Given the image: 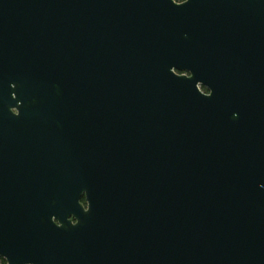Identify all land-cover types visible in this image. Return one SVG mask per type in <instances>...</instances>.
I'll return each mask as SVG.
<instances>
[{"label": "water", "instance_id": "obj_1", "mask_svg": "<svg viewBox=\"0 0 264 264\" xmlns=\"http://www.w3.org/2000/svg\"><path fill=\"white\" fill-rule=\"evenodd\" d=\"M0 257L264 264V0H0Z\"/></svg>", "mask_w": 264, "mask_h": 264}, {"label": "trees", "instance_id": "obj_2", "mask_svg": "<svg viewBox=\"0 0 264 264\" xmlns=\"http://www.w3.org/2000/svg\"><path fill=\"white\" fill-rule=\"evenodd\" d=\"M175 1L177 2V0H175ZM177 3H182V2H177ZM202 90L204 92H207V90L205 88H202ZM83 202H84V200H83ZM0 264H7V262L3 258L0 257Z\"/></svg>", "mask_w": 264, "mask_h": 264}, {"label": "flooded vegetation", "instance_id": "obj_3", "mask_svg": "<svg viewBox=\"0 0 264 264\" xmlns=\"http://www.w3.org/2000/svg\"><path fill=\"white\" fill-rule=\"evenodd\" d=\"M83 200H84V202H83ZM82 204L84 205L85 208H87V202H86L85 198L82 199ZM71 220L74 224H76V220L74 218H71Z\"/></svg>", "mask_w": 264, "mask_h": 264}, {"label": "snow or ice", "instance_id": "obj_4", "mask_svg": "<svg viewBox=\"0 0 264 264\" xmlns=\"http://www.w3.org/2000/svg\"><path fill=\"white\" fill-rule=\"evenodd\" d=\"M187 3H188V0H185V4H187ZM212 95H213V91L212 92H209L208 93V98L212 97ZM85 211L88 212L87 209ZM57 227H59V226H57Z\"/></svg>", "mask_w": 264, "mask_h": 264}, {"label": "clouds", "instance_id": "obj_5", "mask_svg": "<svg viewBox=\"0 0 264 264\" xmlns=\"http://www.w3.org/2000/svg\"><path fill=\"white\" fill-rule=\"evenodd\" d=\"M177 2H185V0H177Z\"/></svg>", "mask_w": 264, "mask_h": 264}]
</instances>
